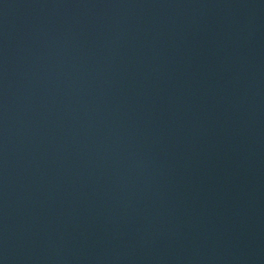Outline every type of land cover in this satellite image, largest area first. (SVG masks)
Segmentation results:
<instances>
[{"label": "water", "instance_id": "water-1", "mask_svg": "<svg viewBox=\"0 0 264 264\" xmlns=\"http://www.w3.org/2000/svg\"><path fill=\"white\" fill-rule=\"evenodd\" d=\"M0 264H264V0H0Z\"/></svg>", "mask_w": 264, "mask_h": 264}]
</instances>
